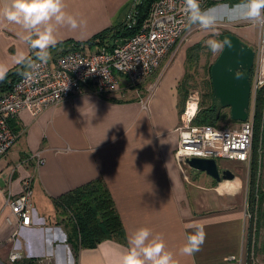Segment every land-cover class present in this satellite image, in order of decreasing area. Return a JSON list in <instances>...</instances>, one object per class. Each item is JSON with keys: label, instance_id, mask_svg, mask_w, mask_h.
<instances>
[{"label": "crops", "instance_id": "0c3cea01", "mask_svg": "<svg viewBox=\"0 0 264 264\" xmlns=\"http://www.w3.org/2000/svg\"><path fill=\"white\" fill-rule=\"evenodd\" d=\"M135 1L63 0L65 12L82 23L76 29L57 26V42L47 49L48 61L52 63L71 49L86 53L98 50L93 39L124 24ZM6 3L8 0H0V7ZM221 13L225 11L221 9ZM197 27L189 28L188 34ZM23 32L19 25L0 17V67L6 68L2 79L8 78V83L28 71L32 60L40 58L38 49L21 38ZM122 41L114 40L113 44ZM178 45L152 77L136 86L119 77L118 89L101 97L88 85L36 117L23 109L9 121L17 138L0 159V264L8 261L14 247L24 253V258L27 252L28 259L42 264H119L121 253L129 247V238L141 227L162 236L177 264H223L232 256L241 257L244 264H264V252L256 251L249 258L245 247L246 178L234 174L233 181L217 183L188 167L186 176L175 161L176 129L191 80L184 70L189 47ZM28 177L33 184V221L19 234L27 232L36 238L20 248L18 241H10L15 227L5 221L9 210L4 200L7 194H20L22 182ZM94 182L108 192L121 232L77 252L66 243L53 245L49 237H55L57 231L64 236L63 242L67 239L61 226L48 223L55 202ZM46 208L48 214L43 217ZM254 224L252 231L258 236L264 222H257L254 215ZM189 225L203 227L206 234L193 256L180 252L185 234L195 230Z\"/></svg>", "mask_w": 264, "mask_h": 264}, {"label": "built area", "instance_id": "2783aa9c", "mask_svg": "<svg viewBox=\"0 0 264 264\" xmlns=\"http://www.w3.org/2000/svg\"><path fill=\"white\" fill-rule=\"evenodd\" d=\"M240 0H199L202 11L213 9ZM140 1L133 2L126 17L129 29L136 21ZM191 23L184 11V0H157L147 19L134 36L114 45L111 50L100 48L92 53L71 49L50 63L36 58L29 64V70L22 73L9 90L0 94V159L16 141L9 121L21 110H28L36 117L43 109L56 107L91 86L98 96H107L118 89L119 77H125L130 86H136L152 77L164 59L172 53L177 44L188 36ZM258 25L257 45L254 51L251 97L264 87V23ZM229 27V24H222ZM199 106L198 91H190L185 99L181 121L176 129L178 144L174 153L179 170L183 173L185 162L192 158L234 161L249 167L253 145V115L236 127L196 124ZM36 162L42 160L36 156ZM32 179L22 182L21 193L5 196L4 204L9 210L5 221L14 226L11 236L17 241L19 230L29 228L33 221ZM24 259V253L15 249L8 253L7 260L13 264ZM223 264H244L241 257H229Z\"/></svg>", "mask_w": 264, "mask_h": 264}, {"label": "clouds", "instance_id": "9594fccd", "mask_svg": "<svg viewBox=\"0 0 264 264\" xmlns=\"http://www.w3.org/2000/svg\"><path fill=\"white\" fill-rule=\"evenodd\" d=\"M226 9L224 16L217 17L211 10L202 11L199 0H184V11L191 24L204 29L211 28L218 19L232 22L250 21L257 24L264 23V0H240L234 6L223 5ZM63 0H8L0 7V17L19 25L23 30L21 38L33 49H38L37 55L41 60L48 59L47 49L56 44L55 31L57 26L67 25L72 29L79 26L77 19L65 12ZM206 45L215 53L230 42L223 44L216 40L206 41ZM6 68L0 67V79L6 74ZM194 227V231L186 233V242L180 252L186 256H193L200 250L205 241L203 227ZM119 264H177L173 253L166 250L164 240L160 234L141 227L129 238V247L121 253Z\"/></svg>", "mask_w": 264, "mask_h": 264}, {"label": "trees", "instance_id": "16d2710c", "mask_svg": "<svg viewBox=\"0 0 264 264\" xmlns=\"http://www.w3.org/2000/svg\"><path fill=\"white\" fill-rule=\"evenodd\" d=\"M155 1L157 0H141L135 24L131 28L128 29L125 24H122L97 35L93 40L98 49L111 50L114 47V40H126L137 34ZM16 81L8 83V78L0 79L1 92L9 90ZM254 106L253 154L252 163H249L251 190L247 200L250 206L253 205L256 208L257 222H264V87L256 93ZM202 115L203 119H200L201 116L199 117L198 114L196 124L214 125L217 119L215 109H205ZM55 204L71 213L69 219L73 224V235L68 236L67 242L75 252L79 249L93 248L105 240L112 239L122 230L112 200L100 183H89L77 188L57 199ZM250 216L252 218V215ZM28 260L25 264H32L34 261Z\"/></svg>", "mask_w": 264, "mask_h": 264}, {"label": "rangeland", "instance_id": "374dc122", "mask_svg": "<svg viewBox=\"0 0 264 264\" xmlns=\"http://www.w3.org/2000/svg\"><path fill=\"white\" fill-rule=\"evenodd\" d=\"M237 3L239 2H233V3L231 2L228 4H224V5L234 6ZM222 6L223 5L214 6L213 8L214 11H211V14L217 17L224 16L223 13H221V9H223L224 11H226V9ZM222 24H229L230 26L222 27L221 26ZM193 26L196 27L198 25L191 24L189 28ZM224 33L232 34L233 36L237 37L242 43L246 44L251 49L256 48L257 37H258L257 23L246 21V20L232 22L227 19H218L217 22L209 29H204L200 26L195 28L194 31L192 30V33L188 34V36L186 37L187 39L183 43H180L178 46L189 47L187 48V52H186V65L184 66V70H185V74L189 75L191 80L187 84L188 86H187L186 93L188 94L190 91H194V90L198 91L199 106H198L197 113L199 114V117L201 116L200 119H203L202 113L204 112L205 109H215V112L217 114V119L214 123L215 126H229V127L236 126L237 127L239 122H234L230 119L229 110L220 109L218 107V103L214 102L212 99L210 69H211V66L214 64V62L216 61V59L218 58L223 47L221 48V50L213 53L210 50V48L206 45V41L212 39V40H216L217 42L221 43L218 40V37ZM262 59L264 61V49L262 51ZM263 70H264V67H263ZM253 74H254V70L252 69L250 73V80H253ZM253 101H254V95H252L251 102H250V114L252 115L254 114V108H255ZM252 154H253V149L251 152V158H250L251 162L250 163H252ZM217 166L220 170H224V169L230 170L238 178L241 177L244 180L246 178L245 184L243 183V185L245 186L246 196H249L250 190H251V187L249 185L251 170L249 167L247 169V166L243 163H240L234 166V164L226 160H218ZM186 170L187 168L183 167V174L187 176ZM189 171L193 173L196 172L195 170H189ZM257 178H258V174H257ZM245 207H246V212H247L245 247L247 249V252L249 253V258H252L256 251L264 252V248H263L264 247V229L260 228V232L258 236L256 235L255 230L252 231L253 227L255 226V224L253 225V219H254L256 208L253 207V205L250 206L249 200L247 201V204ZM47 210L48 208H46V210L42 212L43 217L44 216L46 217V215L48 214ZM250 215H252V218ZM70 216H71L70 211H68L64 207H61V206L58 207L57 205H55V207L50 212V215L48 216V223L49 221H51L49 223L50 225L61 226L62 231L64 232L65 236H67L68 238V236L73 235V228H72L73 224L70 222V219H69ZM41 229H43V225L40 226V230ZM34 238H36L34 235L32 236L31 234L27 232H22L18 234L17 241L19 242L20 248H23V246H25V244H28L30 241L35 242ZM49 238L51 240L53 239V245L61 244L60 242L68 244L67 242L68 239H65L66 241L63 242L64 236L59 231H57V234L55 235V237L50 236ZM40 245L37 247V250L39 253L41 252ZM70 255L71 257H74V253L72 254L70 253ZM27 257H28V254L26 252L25 258L19 261L18 263H23V264L27 263V261H29ZM71 257L69 256V260L71 259ZM18 263H13V264H18ZM3 264H11V263L7 261V262H3ZM32 264H42V263L38 261L36 262L34 260ZM49 264H53V263L51 262Z\"/></svg>", "mask_w": 264, "mask_h": 264}, {"label": "water", "instance_id": "95a60500", "mask_svg": "<svg viewBox=\"0 0 264 264\" xmlns=\"http://www.w3.org/2000/svg\"><path fill=\"white\" fill-rule=\"evenodd\" d=\"M218 40L230 42L224 46L210 69L212 99L220 109H228L230 119L245 122L248 119L251 102L250 73L254 64V51L237 37L221 34ZM192 170L204 173L217 183L233 181L234 173L220 170L213 160L192 158L185 162Z\"/></svg>", "mask_w": 264, "mask_h": 264}, {"label": "bare ground", "instance_id": "6f19581e", "mask_svg": "<svg viewBox=\"0 0 264 264\" xmlns=\"http://www.w3.org/2000/svg\"><path fill=\"white\" fill-rule=\"evenodd\" d=\"M36 261V260H35Z\"/></svg>", "mask_w": 264, "mask_h": 264}]
</instances>
